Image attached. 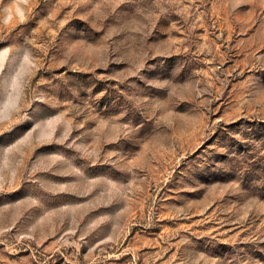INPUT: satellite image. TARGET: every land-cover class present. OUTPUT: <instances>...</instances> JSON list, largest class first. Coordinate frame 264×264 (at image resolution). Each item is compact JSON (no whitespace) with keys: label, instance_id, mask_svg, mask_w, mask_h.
I'll list each match as a JSON object with an SVG mask.
<instances>
[{"label":"rangeland","instance_id":"rangeland-1","mask_svg":"<svg viewBox=\"0 0 264 264\" xmlns=\"http://www.w3.org/2000/svg\"><path fill=\"white\" fill-rule=\"evenodd\" d=\"M0 264H264V0H0Z\"/></svg>","mask_w":264,"mask_h":264}]
</instances>
